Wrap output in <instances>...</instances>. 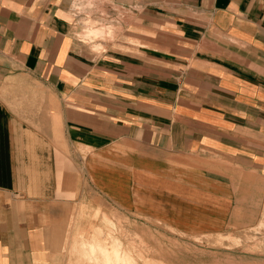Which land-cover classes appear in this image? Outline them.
<instances>
[{"label": "crops", "instance_id": "crops-1", "mask_svg": "<svg viewBox=\"0 0 264 264\" xmlns=\"http://www.w3.org/2000/svg\"><path fill=\"white\" fill-rule=\"evenodd\" d=\"M80 1L0 0V264H69L124 217L260 219L264 0Z\"/></svg>", "mask_w": 264, "mask_h": 264}, {"label": "rangeland", "instance_id": "rangeland-1", "mask_svg": "<svg viewBox=\"0 0 264 264\" xmlns=\"http://www.w3.org/2000/svg\"><path fill=\"white\" fill-rule=\"evenodd\" d=\"M97 1L102 3L96 0V5ZM89 20L100 30L99 19ZM90 32L89 36L95 34L90 40L103 39H95L98 31ZM261 216L249 226L214 235H186L156 222L124 217L122 225L108 222L105 232L81 237L69 252V264H106L105 252L99 249L91 261L89 244L103 245L112 253L116 241L120 242V253L127 252L133 259L132 263L125 261L127 264H264V206ZM112 257V263H122Z\"/></svg>", "mask_w": 264, "mask_h": 264}, {"label": "bare ground", "instance_id": "bare-ground-1", "mask_svg": "<svg viewBox=\"0 0 264 264\" xmlns=\"http://www.w3.org/2000/svg\"><path fill=\"white\" fill-rule=\"evenodd\" d=\"M89 248H90V251H91V254H92L91 255V261L93 260L92 257H94L96 249H99L102 252H105V258H106V261H107L106 264H114V263H112L113 260L111 261V259L113 258L112 255L116 258V260H119V261L122 260V263L120 261V264H127L125 261H128L129 263H132V261H133V259L129 255V253H127V252L120 253L121 245H120V242H117V241L114 243V251L112 253H110V250L105 248L103 245H97L95 243H90L89 244Z\"/></svg>", "mask_w": 264, "mask_h": 264}, {"label": "built area", "instance_id": "built-area-1", "mask_svg": "<svg viewBox=\"0 0 264 264\" xmlns=\"http://www.w3.org/2000/svg\"><path fill=\"white\" fill-rule=\"evenodd\" d=\"M83 1H85V0H83ZM93 1L95 3V0H89V2H88V0H86L85 1V3H86L85 5H83L84 2L80 1V3L78 5H75L76 13L81 14V13L84 12V10H87L88 8L92 7L91 5L93 4Z\"/></svg>", "mask_w": 264, "mask_h": 264}]
</instances>
